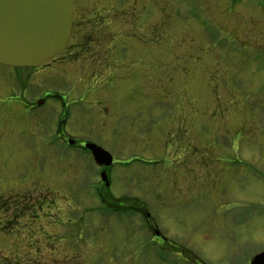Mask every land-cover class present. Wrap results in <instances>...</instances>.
Here are the masks:
<instances>
[{"label":"rangeland","instance_id":"obj_1","mask_svg":"<svg viewBox=\"0 0 264 264\" xmlns=\"http://www.w3.org/2000/svg\"><path fill=\"white\" fill-rule=\"evenodd\" d=\"M73 11L64 52L0 67V264H157L149 231L99 200L90 157L44 143L59 107L32 117L25 105L47 92L82 99L68 136L149 165L115 168L109 199L141 200L176 262L246 264L264 249V0Z\"/></svg>","mask_w":264,"mask_h":264},{"label":"water","instance_id":"obj_2","mask_svg":"<svg viewBox=\"0 0 264 264\" xmlns=\"http://www.w3.org/2000/svg\"><path fill=\"white\" fill-rule=\"evenodd\" d=\"M78 0H0V64L41 67L62 53L68 44L73 5ZM98 166L108 167L111 156L88 144ZM103 182L107 179L102 176ZM264 254L255 258L261 263Z\"/></svg>","mask_w":264,"mask_h":264},{"label":"flooded vegetation","instance_id":"obj_3","mask_svg":"<svg viewBox=\"0 0 264 264\" xmlns=\"http://www.w3.org/2000/svg\"><path fill=\"white\" fill-rule=\"evenodd\" d=\"M73 17H74V11H73ZM74 19V18H73ZM74 24V23H73ZM74 25L72 26L73 30ZM72 36V33H71ZM70 43V41H69ZM69 45V44H68ZM1 68H6V66L0 65ZM8 68V67H7ZM9 69V68H8ZM10 69H13L12 67ZM53 102L55 105H58L59 107V113L57 118V128L54 132V135H52L47 141H44L45 144L54 143L58 144L57 149H60V151L64 148L65 150H72V151H85L84 146L87 143H93L90 141L85 140H77L76 138L73 139V137L68 136L65 133L64 127L68 125L71 118H73V114L76 111V109L81 108L82 99L78 100H68L67 98H64L61 93H55V92H47L42 97L28 102L25 105L26 112L30 114L32 117L36 116L39 113V110L46 106L48 102ZM42 102V105H40ZM52 139V140H51ZM62 143L63 146H59V144ZM99 146L98 144H96ZM101 147V146H100ZM114 165H111L109 168H96L95 171V177L99 179V185L97 186L96 193L99 198V200L105 204L108 208V211L111 215L115 217V220L119 224H134V226L137 229H140L142 226H144L150 233L151 237L150 240L143 242L145 245L149 246V256L151 261H154L157 264H189V259L187 258H181L180 260L174 259V253L172 252V248L170 247V243L165 241V238L160 235L157 225L155 224L154 220L149 215V212H147V207L141 202L139 199L132 198L129 199L130 201L126 203L119 202L118 204H115L117 201L110 198V192L109 187L113 185V179H112V172L115 168L120 169L123 172H128L131 169L135 168H142L143 166H147L145 162L142 160H138L136 158L135 162H114ZM117 165L118 167H115ZM105 173L108 178V186L105 187L104 184L101 182V175ZM111 200V201H110ZM124 222H123V221ZM122 221V222H119ZM141 243V242H140ZM141 247H139L138 252L140 251ZM137 252V253H138ZM264 252V249L262 250ZM134 259L133 261H136L138 259V255H133ZM253 257L248 259L246 264H252ZM264 264V262H263Z\"/></svg>","mask_w":264,"mask_h":264},{"label":"bare ground","instance_id":"obj_4","mask_svg":"<svg viewBox=\"0 0 264 264\" xmlns=\"http://www.w3.org/2000/svg\"><path fill=\"white\" fill-rule=\"evenodd\" d=\"M72 24H73V20H72ZM69 46V45H68Z\"/></svg>","mask_w":264,"mask_h":264}]
</instances>
